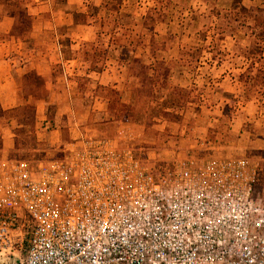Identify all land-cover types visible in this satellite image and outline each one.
<instances>
[{"label":"built area","instance_id":"built-area-1","mask_svg":"<svg viewBox=\"0 0 264 264\" xmlns=\"http://www.w3.org/2000/svg\"><path fill=\"white\" fill-rule=\"evenodd\" d=\"M66 145L36 167L0 160V264H264L245 158L156 171L113 139Z\"/></svg>","mask_w":264,"mask_h":264},{"label":"rangeland","instance_id":"rangeland-1","mask_svg":"<svg viewBox=\"0 0 264 264\" xmlns=\"http://www.w3.org/2000/svg\"><path fill=\"white\" fill-rule=\"evenodd\" d=\"M51 1L54 2L55 8L61 6L57 0ZM116 1L109 0L104 3V9L99 14L94 3H99L100 0H79L82 3L73 8L83 12L88 6L90 16L98 14L97 17L92 19L89 17V19L104 24V28L100 30L101 40L99 39L98 44L104 49L108 46L107 60L103 51L100 54L97 52L94 59L84 55L90 47L76 37L78 30H74L75 35L68 36L71 34L70 29L59 28L58 32L63 37L62 47L66 53H70V39L72 37L77 39L75 52L79 53V59L76 64L81 74L75 77L79 86L72 90L71 101L67 103L62 100L60 107L57 105L56 96H53L54 94L52 95L50 91L46 93V96L52 105L50 104L49 108L47 104L39 105L35 135L40 145L15 150L14 130L20 127L30 137L33 135L32 130L23 124V115L16 109L18 105L10 109H4L1 106L3 112H0V160L23 159L36 167L40 162L62 158L64 156L62 150L67 146L66 144L89 138L113 139L118 146L130 148L143 164L154 167L156 171L178 165L186 159L199 161L210 156L242 157L248 160V163L256 170L252 196L260 198L264 205V167H262L264 60L262 61V56L255 58L252 61L253 69L244 77H240L245 84L244 91L240 92L238 98L251 99L246 109H242L243 105L239 107L236 104L238 98L234 97V94L220 91L211 95L213 91L210 87L204 91L201 90L202 87L183 90L179 86L172 85L170 79L166 77L171 69L177 71L180 64L171 61L166 63L162 60L153 62L146 57L149 56V50L145 42L155 33L150 27L148 19L150 14L142 17L143 11L137 7L138 0H122L121 12L116 13L115 10L119 5L115 3ZM45 19L46 16L40 18V21ZM231 27L236 29L235 31L240 30V33H237L238 36L243 37L246 33L244 28H237L238 24H233ZM45 31L40 39L43 42L37 43L36 51L46 50V45L51 43L53 32L50 29ZM223 33L215 29L213 35L219 37ZM257 34L262 37V29ZM94 37L95 35L90 36L92 39ZM164 47L165 45L160 42L152 45L154 50H162ZM31 49L33 46L28 39L25 43L28 55ZM249 51L262 55V45L251 44ZM160 53L162 55V52ZM114 57L118 64L123 66L122 71H124L120 80V89H118L121 93L120 101L131 105V118L125 122L114 120L115 116L109 114V102L108 97L104 95L105 91L94 87V84L98 82L83 74V71L91 69V66H95L96 71L108 68L107 63ZM192 63V65L195 64L194 61ZM183 64H186L185 61ZM142 65L148 67L145 72L142 71ZM91 75L97 76L95 73ZM103 79L104 81L108 79L107 74H104ZM221 79L215 78L217 81ZM92 80L95 82L93 85L90 83ZM213 87L217 88L215 85ZM173 88L182 91L179 93ZM27 90L28 88L20 90L19 105H32V97L27 103L24 101ZM32 90L36 93L40 91L35 87ZM96 96L98 97L95 98ZM217 100L220 106L213 107ZM238 117L242 120L238 119L236 123L234 120ZM6 132L12 135L9 136L12 139L9 148L6 145V139L2 138ZM65 140V144L62 145ZM60 145L62 149L59 148Z\"/></svg>","mask_w":264,"mask_h":264},{"label":"crops","instance_id":"crops-1","mask_svg":"<svg viewBox=\"0 0 264 264\" xmlns=\"http://www.w3.org/2000/svg\"><path fill=\"white\" fill-rule=\"evenodd\" d=\"M57 2L60 3L59 0ZM81 3L79 0H66V6L60 3L61 6L55 8L51 0H33L28 7V12L33 17L32 29L27 36L22 37L10 34L14 19L0 3V105L4 109L13 108L21 103L18 79L29 70H34L37 75L46 79V89L56 96L57 105L61 107L62 100L67 103L72 100L71 92L79 86L75 77L81 74L76 64L79 59V53L75 52L77 39L73 37L70 39V53H66L62 47L63 37L58 30L67 27L71 30L68 36L75 35L74 30H78L76 37L82 39L83 44H87L98 41L100 30L104 28V24L89 19L97 17L104 9L103 0L94 3V7L98 8L96 16L89 15L87 6L86 11H83L87 13V22L74 23L71 11ZM137 4L143 11L142 17L150 14L148 17L150 27L155 32L145 42L149 50V56L146 57L153 62L162 60L166 63L171 61L180 64L177 71L171 69L166 77L170 79L172 85L183 90L202 87L201 90L204 91L210 87L213 91L211 95L222 91L234 94V97L238 98L240 92L244 91L245 84L240 77H244L253 69L252 61L255 58L262 56V61L264 60V0H138ZM121 8L122 4L117 7L116 13L121 12ZM45 16L46 19L40 21V18ZM233 24H238L237 28L245 29L243 37L237 35L240 30L235 31L236 29L231 27ZM48 29L53 32L51 43L46 45V50L36 51L37 43L43 42L40 39ZM215 29L224 33L214 37ZM260 29L263 31L262 37L257 34ZM93 35L95 37L90 38ZM27 39L33 46L29 55L25 50ZM156 42L164 44L165 47L162 50L152 49ZM251 44L262 45V55L250 52ZM104 45L106 46L105 43ZM106 53L107 51L104 55L107 60L109 56ZM112 59L107 63L108 68L105 67L102 71L89 68L83 71L88 78L98 82L92 80L91 85L95 83L94 87L101 85L120 89L123 66L118 64L115 57ZM183 61L186 64H183ZM192 61L195 62L194 65ZM91 73L97 76L92 77ZM104 74L108 76L106 81L103 79ZM215 78L222 79L217 81ZM249 103H251L249 97L246 100L241 98L236 100L239 107L243 105L242 109H246ZM40 104L46 106L47 103L44 100L36 101V114L39 112ZM217 106H220L219 100L213 105ZM238 119L241 118L238 117L234 121L237 123ZM262 122L264 124L263 114ZM9 136L12 135H8V132L2 135L8 148L12 140Z\"/></svg>","mask_w":264,"mask_h":264},{"label":"trees","instance_id":"trees-1","mask_svg":"<svg viewBox=\"0 0 264 264\" xmlns=\"http://www.w3.org/2000/svg\"><path fill=\"white\" fill-rule=\"evenodd\" d=\"M62 5L66 4V0H60ZM109 0H103V4L107 3ZM122 0H117L115 3L121 4ZM0 3L4 5L6 9V12L9 16H11L14 19L12 30L10 34L12 36L22 37L27 36L30 30L32 29L33 24V17L28 12V7L33 3V0H0ZM118 5V6H119ZM66 6V5H65ZM9 8V9H8ZM73 15L74 23H86L87 22V13L80 12L77 10L71 11ZM263 35V34H262ZM28 40V39H27ZM99 41V40H98ZM97 40L92 43H87L90 47L89 50H86L85 56H90L92 59H94V55L97 54V52L100 54L103 52H106L107 49H104V47L100 46L98 44ZM31 42V41H30ZM138 63L140 61H137ZM92 70H96L95 66H91ZM148 67L145 65H142V71H146ZM19 82V93L20 90H24L25 88H28L27 95L24 99V101L27 103L32 97V105H18L16 109L22 113V122L25 126L31 128L32 136L26 135L25 130L21 129L20 127L16 128L14 130V149H29L31 147H35L37 145H40V142L37 141V137L35 135V125H36V101L44 100L48 108L52 105L49 103V99L46 96V93H49L46 89V79L37 75L34 70L27 71L20 79H18ZM33 87L39 89L41 92L37 91L34 92L32 89ZM97 89H102L105 91L104 95L108 97V108H109V114L112 116H115V121L117 122H125L131 118L132 112H131V105L125 104L121 99V94L118 90L110 88L108 86H101L97 85ZM173 90H177L179 93H181V89L173 88ZM26 91V90H25ZM0 112H3L0 105ZM164 114V113H163ZM65 138L67 139V136L65 135ZM66 140L62 143L64 145ZM62 145H60L59 148H63ZM42 151V149H41ZM262 167H264V150H262Z\"/></svg>","mask_w":264,"mask_h":264}]
</instances>
